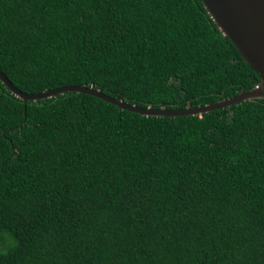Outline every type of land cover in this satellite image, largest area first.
Listing matches in <instances>:
<instances>
[{
  "label": "trees",
  "instance_id": "16d2710c",
  "mask_svg": "<svg viewBox=\"0 0 264 264\" xmlns=\"http://www.w3.org/2000/svg\"><path fill=\"white\" fill-rule=\"evenodd\" d=\"M0 70L142 108L261 81L203 0H0ZM0 264H264V98L145 116L0 78Z\"/></svg>",
  "mask_w": 264,
  "mask_h": 264
},
{
  "label": "water",
  "instance_id": "95a60500",
  "mask_svg": "<svg viewBox=\"0 0 264 264\" xmlns=\"http://www.w3.org/2000/svg\"><path fill=\"white\" fill-rule=\"evenodd\" d=\"M204 5L214 18L218 27L237 46L243 57L259 73L261 81L252 89L215 103L185 109L142 108L127 101L117 99L93 87L66 85L41 93H26L17 88L0 70V78L18 97L28 100L51 98L68 91L87 93L104 99L122 109L141 113L145 116H183L199 115L215 109L229 107L235 103L264 98V0H203Z\"/></svg>",
  "mask_w": 264,
  "mask_h": 264
}]
</instances>
